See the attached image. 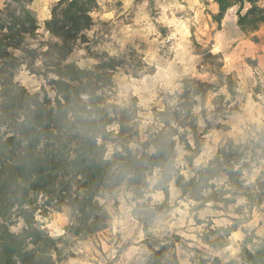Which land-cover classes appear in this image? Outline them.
<instances>
[{"label":"rangeland","instance_id":"rangeland-1","mask_svg":"<svg viewBox=\"0 0 264 264\" xmlns=\"http://www.w3.org/2000/svg\"><path fill=\"white\" fill-rule=\"evenodd\" d=\"M58 1L22 0L38 22L37 38L26 44L39 53L55 40L45 23ZM11 2L0 0V11ZM259 5L264 7V0ZM238 10L239 5H233L217 23V0H97L93 25L79 34L67 62L92 69L102 58H123L124 65L112 73L111 87L102 92L108 103L126 109L127 134L133 135L129 146L138 150L137 142L162 127L159 113L177 105L183 80L195 79L215 87L205 97H196L192 108L199 132L206 122L210 129L203 135L201 153L191 162V153L177 143L176 167L189 179L226 148L240 155L234 167L241 173L233 181L226 176L212 181V191L228 192L224 197L232 204L211 202L196 210L198 203L181 197L173 181L168 197L155 189L160 172L154 169L138 201L123 186L114 196L101 193L97 202L110 215L106 228L85 238L66 233L71 214L67 206L45 219L37 217L52 238H63L60 264H145L151 253L148 244L155 249L167 245L170 264H246L241 256L245 239L254 237L255 245L264 239V191L259 190L264 182V24L243 31L237 24ZM34 65L39 69L42 58ZM35 71L22 65L15 80L30 93L44 86L53 98L47 80ZM227 75L234 81V95L227 90ZM110 130L117 132L118 126ZM188 139L193 145L192 137ZM116 150L117 142H108L106 158ZM247 193L252 200L244 196ZM158 205L163 209L152 214ZM21 226L16 223L11 231ZM225 228L234 230L226 236Z\"/></svg>","mask_w":264,"mask_h":264},{"label":"trees","instance_id":"trees-1","mask_svg":"<svg viewBox=\"0 0 264 264\" xmlns=\"http://www.w3.org/2000/svg\"><path fill=\"white\" fill-rule=\"evenodd\" d=\"M259 1L217 0L218 13L213 19L221 23L227 10L239 5L238 26L243 31H254L264 24V7ZM11 3L0 11V264H60L63 238H52L37 217L45 219L67 206L71 214L66 233L91 236L106 228L110 216L97 197L103 192L114 196L123 186L138 201L154 169L160 172L155 189L165 197L173 181L181 197L198 203L196 210L211 202L225 206L233 203L224 197L228 192L212 191V181L223 176L235 180V174L241 173L234 167L240 155L235 157L222 148L189 179L175 163L177 143L191 153L190 162L201 153L202 138L210 124L206 122L199 132L198 117L192 108L196 97L203 98L215 90L213 85L183 80L177 105L159 113L162 127L149 132L147 140L137 142L139 149L133 150L129 146L133 135L127 134L130 126L126 109L108 103L102 92L111 87L112 73L124 65L123 58H102L92 69L67 62L79 34L93 25L91 13L97 0L58 1L45 23L46 31L55 40L41 53L26 44L27 39L37 38L34 12L22 0ZM245 6L247 10L242 13ZM12 51H19L21 56ZM38 57L42 58V66L35 69ZM22 65L32 74L40 71L38 75L47 80L53 98L44 86L30 93L15 80ZM225 78L228 92L234 95V81L230 75ZM113 125L118 126L117 132L110 130ZM108 142L119 146L110 158H106ZM259 190L264 191V182ZM244 196L252 200L251 194ZM162 209L161 205L155 206L152 214ZM19 222L20 230L11 231ZM222 230L228 236L234 229ZM253 238L245 239L243 261L264 264V239H257L259 243L255 245ZM226 245L223 242L221 246ZM148 247L151 253L145 264H170L166 260L167 245Z\"/></svg>","mask_w":264,"mask_h":264},{"label":"crops","instance_id":"crops-1","mask_svg":"<svg viewBox=\"0 0 264 264\" xmlns=\"http://www.w3.org/2000/svg\"><path fill=\"white\" fill-rule=\"evenodd\" d=\"M109 12H111V9H106L105 10V13H109Z\"/></svg>","mask_w":264,"mask_h":264}]
</instances>
